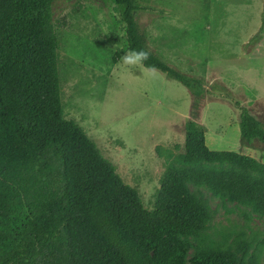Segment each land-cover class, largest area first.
Segmentation results:
<instances>
[{"label":"trees","instance_id":"obj_1","mask_svg":"<svg viewBox=\"0 0 264 264\" xmlns=\"http://www.w3.org/2000/svg\"><path fill=\"white\" fill-rule=\"evenodd\" d=\"M55 0H0V264H180L183 236L205 227L208 206L188 184L251 206L264 217V163L210 149L204 126L184 123L179 166L167 163L152 207L136 186L62 111ZM111 2L127 49H146L143 66L184 85L199 108L202 79L166 63L147 44L135 15L139 0ZM241 137L264 144V128L245 107ZM198 264H258L230 249L199 255Z\"/></svg>","mask_w":264,"mask_h":264},{"label":"rangeland","instance_id":"obj_2","mask_svg":"<svg viewBox=\"0 0 264 264\" xmlns=\"http://www.w3.org/2000/svg\"><path fill=\"white\" fill-rule=\"evenodd\" d=\"M135 17L148 47L166 63L203 81L199 108L180 82L157 69L130 67L125 30L111 2L55 0L62 111L111 161L124 183L152 207L167 163L179 164L184 123L204 126L210 149L232 150L264 163V144L241 137V107L264 128V0H139ZM209 209L205 227L183 236L180 264L230 249L264 264V217L251 206L188 184Z\"/></svg>","mask_w":264,"mask_h":264},{"label":"clouds","instance_id":"obj_3","mask_svg":"<svg viewBox=\"0 0 264 264\" xmlns=\"http://www.w3.org/2000/svg\"><path fill=\"white\" fill-rule=\"evenodd\" d=\"M150 51L146 49H129L123 53L122 62L130 67L143 65L150 57Z\"/></svg>","mask_w":264,"mask_h":264}]
</instances>
